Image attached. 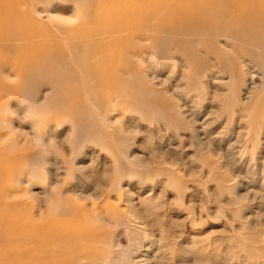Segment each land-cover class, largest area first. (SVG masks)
Masks as SVG:
<instances>
[{"label":"rangeland","instance_id":"1","mask_svg":"<svg viewBox=\"0 0 264 264\" xmlns=\"http://www.w3.org/2000/svg\"><path fill=\"white\" fill-rule=\"evenodd\" d=\"M38 4L46 29L74 14L70 0ZM228 38L192 39V54L141 50L149 59L138 62L136 83L160 96L158 109L111 97L104 114L85 101L89 112L75 118L71 99L55 98L49 82L9 92L19 79L8 66L0 210L41 229L96 215L106 237L87 246L106 264H264V47ZM9 121L17 132L7 134ZM11 243L0 234V264L19 255Z\"/></svg>","mask_w":264,"mask_h":264},{"label":"bare ground","instance_id":"2","mask_svg":"<svg viewBox=\"0 0 264 264\" xmlns=\"http://www.w3.org/2000/svg\"><path fill=\"white\" fill-rule=\"evenodd\" d=\"M48 1L52 0H0V76L9 67L15 68L19 80L11 83L9 92H20L24 84L51 83L55 98L71 99L75 118L89 112L85 101L97 102L102 113V101H111V97L130 102L140 98L141 107L158 109L164 105L159 95L136 83V77L143 79L138 62L146 64L149 59L141 50L154 47L159 57L179 49L192 54V39L202 36H226L264 47V0H70L74 14H58L55 20L64 25L55 30L40 27L42 21L38 19L43 11L37 4ZM134 37L146 43H138V49L133 45ZM198 42L203 43L200 39ZM71 103L63 110L70 109ZM6 127L7 134L17 132L11 121ZM5 209L0 210L4 222L0 234L4 241L12 240L11 251L15 244L20 252L16 259L12 257L10 263L3 264H95L87 258L101 255L100 249L87 246L94 240L104 242L106 237L102 227L107 224L98 223L102 219L96 215L84 216L64 228L57 224L41 229V223L33 217L22 214L18 220L9 211L10 206ZM103 257L96 264H106V255Z\"/></svg>","mask_w":264,"mask_h":264}]
</instances>
